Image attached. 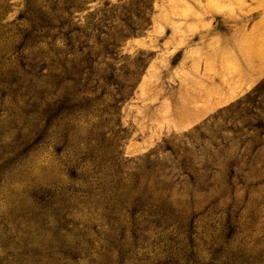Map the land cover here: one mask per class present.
Returning <instances> with one entry per match:
<instances>
[{"label":"rangeland","instance_id":"rangeland-1","mask_svg":"<svg viewBox=\"0 0 264 264\" xmlns=\"http://www.w3.org/2000/svg\"><path fill=\"white\" fill-rule=\"evenodd\" d=\"M0 264H264V0H0Z\"/></svg>","mask_w":264,"mask_h":264},{"label":"trees","instance_id":"trees-1","mask_svg":"<svg viewBox=\"0 0 264 264\" xmlns=\"http://www.w3.org/2000/svg\"><path fill=\"white\" fill-rule=\"evenodd\" d=\"M252 100L253 101H251L249 98L247 99V102H246V104L247 105H252V106H256V104H257V101H258V99H260V87H258L254 92H253V94H252ZM258 109V108H257Z\"/></svg>","mask_w":264,"mask_h":264}]
</instances>
